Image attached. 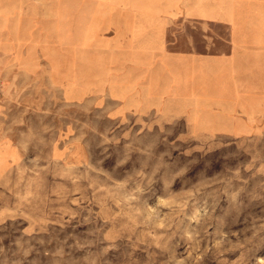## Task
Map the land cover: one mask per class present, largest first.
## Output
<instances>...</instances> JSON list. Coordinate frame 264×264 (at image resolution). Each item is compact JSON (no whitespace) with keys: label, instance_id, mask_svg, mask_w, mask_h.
<instances>
[{"label":"rangeland","instance_id":"1","mask_svg":"<svg viewBox=\"0 0 264 264\" xmlns=\"http://www.w3.org/2000/svg\"><path fill=\"white\" fill-rule=\"evenodd\" d=\"M123 8L160 11L169 40L264 39V0H0L22 58H0V264H264V126L117 115L60 76Z\"/></svg>","mask_w":264,"mask_h":264},{"label":"crops","instance_id":"2","mask_svg":"<svg viewBox=\"0 0 264 264\" xmlns=\"http://www.w3.org/2000/svg\"><path fill=\"white\" fill-rule=\"evenodd\" d=\"M165 20L160 11L119 9L105 37L91 42L90 69L60 66V76L74 81L75 96L87 88L94 104L112 105L117 115L157 113L212 136L264 126V39L240 35L248 28L232 22L229 39L169 40ZM0 58L22 59L13 37L0 35Z\"/></svg>","mask_w":264,"mask_h":264}]
</instances>
